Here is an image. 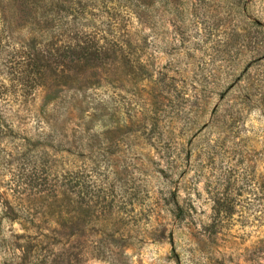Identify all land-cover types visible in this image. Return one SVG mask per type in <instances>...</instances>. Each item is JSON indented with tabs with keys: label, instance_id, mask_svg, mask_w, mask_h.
I'll list each match as a JSON object with an SVG mask.
<instances>
[{
	"label": "rangeland",
	"instance_id": "1",
	"mask_svg": "<svg viewBox=\"0 0 264 264\" xmlns=\"http://www.w3.org/2000/svg\"><path fill=\"white\" fill-rule=\"evenodd\" d=\"M0 264H264V0H0Z\"/></svg>",
	"mask_w": 264,
	"mask_h": 264
}]
</instances>
